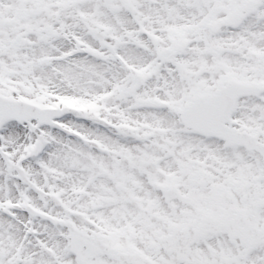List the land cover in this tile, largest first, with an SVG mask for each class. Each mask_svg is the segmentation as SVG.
<instances>
[{
    "label": "snow or ice",
    "instance_id": "obj_1",
    "mask_svg": "<svg viewBox=\"0 0 264 264\" xmlns=\"http://www.w3.org/2000/svg\"><path fill=\"white\" fill-rule=\"evenodd\" d=\"M0 264H264V0H0Z\"/></svg>",
    "mask_w": 264,
    "mask_h": 264
}]
</instances>
